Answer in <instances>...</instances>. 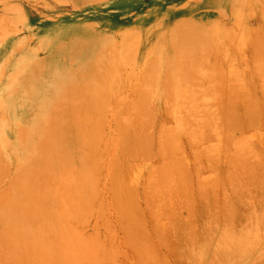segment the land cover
I'll return each instance as SVG.
<instances>
[{
	"label": "rangeland",
	"instance_id": "374dc122",
	"mask_svg": "<svg viewBox=\"0 0 264 264\" xmlns=\"http://www.w3.org/2000/svg\"><path fill=\"white\" fill-rule=\"evenodd\" d=\"M234 1L0 0V22H3L6 31L3 45V56H5L6 62L3 74L0 73V93L9 75L16 69L17 62L24 55L27 57L26 60L28 62L46 60L51 56H55L54 60L56 61L59 57L54 54V49L59 42L72 37L76 39L85 33L98 38L100 35L106 36L117 47V53L121 61L118 66L119 84L116 91H111L107 95L106 106L104 100V117L100 116L102 120L100 119L101 123L99 124V130L102 128V133L100 132V134L103 136H99L97 143L91 146L94 160L91 162V166L95 176L91 186L92 191L91 194H87L81 187L83 190L82 195H80L82 214L78 211V213H75L79 208L78 204V208L74 210L75 214L69 213L68 216L73 218V220L83 217L77 222L72 221V226L75 223L74 231L77 236L83 239L86 238L88 241L92 239L90 240L92 243L96 242L95 244L93 243L94 246L96 245L95 248H97L95 252L99 256V260H103H100L99 264H192L195 258H192L187 253V250H189V245L187 244L189 242L187 241L192 238L193 240L191 239L190 244L194 242L192 246L195 248L200 246L197 245L198 243L202 245L207 240L206 237L211 239L214 235L209 229L212 230L214 228L217 219L222 223L220 221L223 216L221 213H223L224 207L228 202L231 207L234 205V208H231L233 209L232 214L237 211L234 216L237 215L238 217L240 216V219L243 218L242 222L246 211L251 210L250 214H252V210L253 213L257 211L258 215L264 212V119L263 116H260L262 121L260 117H258L260 120L257 118L256 121L253 119L248 120L251 118L249 116L252 115L249 113L250 115L245 116L247 111H243V104L240 106V99L234 93L236 82L233 79L234 76L241 72L242 82L248 87L252 99L259 101L256 103L260 104L259 107L264 108L259 79H257L254 69L256 62L254 46L247 42L240 47L238 42L235 39L233 40L232 37L230 41L229 39L226 40L227 30L223 29L210 36L206 35L211 39V46L207 47L208 49L203 52L202 57L214 71L207 70L208 66H202L203 68L200 69L203 72L196 74L198 77L193 75L189 78L192 79L194 77L193 79H195L198 86V88L196 85L193 87L195 95L213 89L211 97L213 96L214 98L209 97V101L205 103L206 106L201 103L198 111L189 112L188 107H186L187 102L184 100L180 101L181 104L179 103L177 106L173 104L172 106L171 101L168 102L169 98L165 95L162 88V91L158 90L156 91L158 93L154 92V94L151 93L149 95L151 87L147 85L155 71L147 66L152 55L148 50V46H150L152 40L159 36L165 26L172 27L173 24L180 26L186 22L193 21L202 25L219 24L222 27L231 29L234 28L235 23L239 22L237 30L239 34L244 36V39L247 40L251 36L255 38L259 36L257 40L259 42L263 41L264 17L261 14L259 3L255 2V0H245L247 2L245 4L246 8L242 9L240 6L234 5ZM127 34L129 36L126 39H128L127 42L129 43H125ZM132 34H134L133 38ZM129 39L135 45H132ZM220 45H226L229 51L221 52L222 47ZM263 46L264 41L260 47ZM261 49L262 53H259L264 56V47ZM78 61H65L64 66L77 70L79 67ZM216 67L217 69H215ZM218 71L221 73L219 76L215 74L216 72L219 74ZM206 72H211L208 76L213 78L214 83L207 86L210 85L212 88L207 87L203 80V78L207 77ZM216 76L219 77V81H215L214 78L217 79ZM147 79L148 83H146ZM163 79L165 81V78ZM163 79L161 80V76L158 78V85L161 87ZM146 94L148 95L143 96ZM144 97H146V100ZM243 107L245 108V105ZM232 110L234 112L239 110V117L241 116L242 118L238 116V118L236 116L233 118L232 113L234 112ZM202 111L203 113L205 111L212 112L213 114H210L212 117L207 119L205 116L204 118V114H200ZM226 112H229L227 113L228 117H226L228 121L231 120L229 119L230 115L233 118L232 122L237 121L239 123L240 120L241 124H238L239 127L235 126L236 122L234 124L236 128L232 126L230 130L224 129L226 125L224 126L223 123L226 122ZM195 114L196 117H193ZM218 115L221 118H218ZM236 115H238L237 112ZM174 118L179 119L183 124L181 123L182 125L180 124L172 129L174 127L172 122ZM219 119H222V122H219ZM127 122H129L128 125L131 124L129 131L123 129V127L126 128L125 124ZM217 123L220 125H217ZM141 124L143 127H141ZM206 124L208 128H205L204 125ZM128 125L127 128H129ZM200 126H204V128ZM217 126L224 127H222L223 130L221 129L223 134L219 130L220 128L217 129ZM198 128H201V133L198 132ZM162 130H167V134L171 132L172 136L168 135L171 136L172 145L165 139L166 143L161 142L162 133L166 132ZM191 131L198 132L196 133L197 137H190L189 132ZM243 138L246 139L247 145L242 149H248L247 152L242 151L241 148L238 150L234 148L236 147L235 143H238ZM140 139L142 141L144 139L147 143V145L144 143L146 147L148 146L147 153L146 147L142 146L143 143L141 144L142 141ZM139 140L141 141L139 142V145H141L140 153L145 151L146 154L138 153L136 155L135 151H128L129 144L130 146L133 145L132 147L139 146L136 145ZM163 143L166 144L167 151L166 149L164 150ZM159 144L160 148L163 147V149L160 150L158 148ZM142 147H145L144 150H142ZM202 150L206 151V153H202L204 155H200ZM218 150H221L220 154ZM160 151H163V153ZM235 151L240 153V157H238L240 160L235 159V161L232 159ZM216 153L220 156L219 160ZM245 153L247 154L245 155ZM6 154H10V151L6 150ZM210 157L219 162V168L215 160L213 162ZM171 159L173 162L181 163V165L176 164V169L174 167L175 162L170 163ZM11 160L8 165L12 166L9 169H5L6 172L10 170L8 171L9 176L5 177L3 183H0L2 184L0 196L5 191L8 192L10 190V182L14 174L13 170L16 169L15 165H18L13 160L11 164ZM209 160H212L214 167L217 168H211ZM168 166L169 169H173L169 173L170 179L167 180L169 177L165 179L161 174H163L164 168V173L167 171L166 168ZM178 168L180 169L178 170ZM180 172H185L183 177ZM3 173L7 174L5 171H2ZM227 173L230 179L225 176ZM222 174L226 177L223 178V180L226 179L224 181L226 182L225 186H223L224 184L222 185L220 180ZM118 175H120L122 181V188L120 189L122 198L133 202L132 206L134 207L132 208L136 213H134L136 215L134 217L137 219L135 218L132 221V218L127 217L132 223L123 216L114 200V180L115 176ZM150 177L156 181L154 186L158 185V187H153L155 189L154 194L149 192L146 186V180ZM2 178L4 177L1 176V180H3ZM218 178L219 180H217ZM156 190L158 191L156 192ZM83 201L85 204H82ZM252 206L254 207L252 208ZM260 207L262 211H260ZM257 214L255 213V216H258ZM71 215H75V217H71ZM241 221L239 220L240 223ZM218 223L215 224V227L220 226ZM72 226L71 228L73 229ZM128 226L133 227L132 232L136 229V232L130 238H128L127 234ZM125 230L127 231L125 232ZM129 231L131 232V229ZM212 232L215 233V230ZM262 233L263 229L261 228ZM136 239L142 242H140L141 247L150 250L149 259L138 253V245L135 243ZM202 241L204 242L202 243ZM262 241L258 248L259 252L255 254L249 264H264V239ZM93 256L88 257L89 260L91 258V262L88 258L84 259L89 261L87 264L96 263L95 259V261H92ZM145 259L147 260L145 261Z\"/></svg>",
	"mask_w": 264,
	"mask_h": 264
},
{
	"label": "bare ground",
	"instance_id": "6f19581e",
	"mask_svg": "<svg viewBox=\"0 0 264 264\" xmlns=\"http://www.w3.org/2000/svg\"><path fill=\"white\" fill-rule=\"evenodd\" d=\"M234 2V5L240 6V8H246L245 4L247 2H245V0H235ZM255 2L259 3L261 14L264 17V0H255ZM237 24H239V22L235 23L234 28L230 29L229 27H222L219 24L202 25L200 23L189 21L180 26L173 24L172 27H163L159 36L152 40L150 46H148V50L152 55L147 66L149 69L155 70L152 75L154 78L152 77L149 84H147L151 87L152 91H150L149 95L151 93L154 94V92L158 90L162 91L163 89L165 95L169 98L168 102L171 101L172 106L173 104L177 106L181 100H184L187 102L186 107H188L189 112H195V110L198 111V107H201V103L205 105V103L209 101L213 89L195 95L193 87L195 85L197 86V84L195 79H193L194 77L192 79L189 77L200 74L202 71L200 68H203L202 66H208L202 57L203 52L208 49L207 47L211 46V39H209L208 36L213 33H218L223 29L227 30L226 40L229 39L230 41V38L232 37L233 40L235 39V41L238 42L240 47L247 42L254 46L256 59L254 69L257 79H259L262 102L264 103V56L261 54V48L264 46L260 47L264 40L259 42V40H257L259 36H257V38L251 36L250 39H244V36L238 33ZM128 34L125 37V43L128 41V39H126L129 36ZM133 35L134 34H132V38ZM5 37L6 31L3 22H0L1 74H3L6 62L5 56H3ZM131 40L129 39L133 45L134 43ZM220 47H222L221 52L229 51L226 45H220ZM54 54L59 57L56 61L54 60L55 56H51V59L48 58L42 61L28 62L26 60L27 57L25 55L22 56L17 62L16 69L11 72L7 81L3 85L0 93V183H3L5 177L9 176L8 171L10 170H7L6 172L5 169H9L12 166L8 165L10 160L12 159L18 163V165H15L16 169L13 170L14 174L13 178H11L10 190L8 192H4L3 190L4 193L0 196V264H87V262H91V258L89 260L88 257L93 255L92 261L96 260L95 262L99 264V261L101 260H99V256H97V253L95 252V249L97 248H95L96 245L94 246V244L96 242H93V244L92 241H90L92 239H89V241L86 240V238L83 239L77 236L74 231L75 223H73L74 225L72 226V221L77 222L83 217H80L79 219L75 218V220H73V218H69L68 216L69 213L75 214L79 212L82 214L80 208V195H82L83 192L82 188L87 194H91V186L95 178L92 169L93 167L91 166V162L94 161L91 146L97 143L99 136H103L100 134V132L102 133V128L99 130V124L101 123L100 119L102 118H100V116H103L104 114V108L107 102L106 98L108 97L107 95H109L111 91H116V88L118 87L120 80L118 66L121 64V61L119 59V54L117 53V47L109 38L102 35L98 38L96 36L86 35V33L80 35L76 39L72 37L59 42L54 49ZM75 60H79V67L77 70H72L64 66L66 62H72ZM206 69L214 71L213 68H210L209 66ZM215 69H217V67ZM218 72L219 74H217V72L215 74L219 76L221 73L220 71ZM210 73L206 72L207 77L203 78L206 86L214 83L213 78L208 76ZM239 74L233 77L236 82L234 93H236L238 95L237 98L240 99V106L243 104V111H247L246 115L245 113L244 115L248 116L251 114L253 116V118L252 116H249L251 118L248 120L253 119L256 121L260 116H263L264 119V108L259 107L260 104H257L259 101L257 102L252 99L248 87L242 82V75ZM160 76L161 80L165 78V81L163 79L162 87L158 85V78ZM218 78L219 77H217V79L214 78L215 81H219ZM148 79L146 80V83H148ZM207 87L212 88L210 85ZM202 89L204 90V88ZM196 92L199 91L197 90ZM147 95L148 94L143 96ZM144 99L146 100V97H144ZM244 105L245 108L247 107L246 109L243 107ZM141 108L145 110L144 107L141 106ZM142 109L140 110L143 112ZM141 111L140 113H142ZM238 111L239 110L236 111L238 115H236L234 110H232L234 113L230 112L232 113L233 118L235 116L236 118L239 117ZM201 113H203V111L200 112V114ZM227 113L229 112H226L225 118L228 117ZM203 114L204 118L206 116V118L209 119V117H212L210 114L213 113L205 111ZM221 116L218 115V118H221ZM230 116L229 119L232 120L233 118ZM193 117H196V114ZM246 119L244 120L246 121ZM221 120L219 122H222ZM231 120H229L231 123L230 126L228 118H226V122L223 123L224 126L226 125L225 128L223 126H217V129L220 128L219 130L221 131L223 127L226 130H230V128H232V126L234 127V124L237 122H232ZM172 122L174 124L172 129L178 127L182 123L179 119L175 118ZM206 122L208 123V121ZM239 123L237 122L235 126L239 127ZM126 124L128 125L129 122ZM126 124V128L123 127V129L129 131V129H131V124L128 125L129 128H127ZM217 125L220 124L217 123ZM204 126L205 128H208L206 127L207 124ZM204 126L200 127L204 128ZM141 127H143L142 124ZM198 129V132H200L201 128ZM162 131L166 132L162 133L161 142H165V139L171 144V132H168V134L171 135L169 136L167 130ZM222 132L223 131H221V133ZM196 133L195 131H191L189 132V136L197 137ZM140 140L136 145L140 144L139 142L142 141ZM142 143L147 145L144 139L141 144ZM165 143H163L164 150L166 149ZM143 144L142 146L146 147V145ZM245 145H247V141L243 138L239 140L238 143H235L236 147L234 148L237 150L240 148L242 149ZM132 146L129 144V150L128 148L127 150L130 152L135 151L136 155L138 153L146 154L148 152V146L146 147V153L145 151L144 153L143 151L140 153L141 145ZM163 147L160 148L159 144L158 148L161 150ZM144 148L142 147V150H144ZM6 150L10 151V154H6ZM247 150L245 148L244 150L242 149V151L246 152ZM218 151L220 154L221 150ZM160 152L163 153V151ZM203 152L204 150L200 152V155ZM204 153H206V151ZM246 154L247 153H245V155ZM216 155L218 154L216 153ZM239 155L240 153L238 151L233 152L232 159L240 160L238 159V157H240ZM217 157L219 160L220 156L218 155ZM210 158L212 159V157ZM171 160L170 163L175 162V166L173 164L171 165L176 168V164L179 163ZM212 160L214 162L215 159ZM211 161L209 160V166L211 168L213 167V169L217 168L214 167V163ZM216 163L219 168V162ZM238 164L237 166H239ZM179 165H181V163ZM166 169L167 171L165 173V168L164 171L161 170L163 172L161 176L163 175V178L165 179L169 177V173L173 168L169 169L168 166ZM179 169L180 168H178V170ZM2 171H5L7 174L3 173V175ZM184 173L180 172L182 177ZM228 173L227 175L225 174V176L228 177ZM1 176L4 177L2 178L3 180H1ZM225 176L222 174L220 177L222 185L224 184L223 186L226 184V182H224L226 179L223 180ZM233 177L236 178L235 175H233ZM168 179H170V177L167 178V180ZM229 179H227L228 182H230ZM217 180H219V178ZM154 182L156 183L151 177L146 180L147 189L153 194L155 190L153 187H158V185L154 186ZM1 185L2 184H0V192H2ZM114 185V200L116 201L118 209L123 213L125 218L129 217L132 218V221L133 219L135 220L136 217L134 216H136V213L132 208L134 207L132 206L133 202L131 200L127 201L121 196L120 189L122 188V181L120 175L115 176ZM157 191L158 190H156V192ZM224 201L227 202L228 200ZM78 204L80 209L77 207ZM82 204H85V202L83 201ZM232 207L234 208V205H232ZM232 207L228 202L224 207L225 209L223 208L224 211L221 213L223 216L221 215L222 218L219 217L223 224L217 219V223L219 222L218 224L220 226L215 227V224L217 223L214 224L213 229L215 230V233L212 232L214 231L213 229H209L212 235H214L213 237L211 236V239L206 237L207 240L205 242L202 241V243L204 242L202 245L198 243L197 245L200 246L195 247V249L194 246H192L194 242L190 244L192 238H188L189 240L187 242L189 243L187 244L189 245V250H187V253L188 255L190 254L192 258H195L192 264H249L255 254L259 252L258 248L260 243L263 242L262 239H264V212L261 215L259 214L260 216L257 214V211L255 213L258 216H255L253 210L252 214L249 213L251 210L248 212L246 211L245 213L243 212L244 220L242 222L241 220L243 218L240 219V216H234L237 212L236 210V212L234 211L235 214H232ZM253 207L254 206H252V208ZM75 208H78L79 210L77 209L75 212ZM260 211H262V209ZM71 217H75V215H71ZM127 220L130 221L128 218ZM130 227L127 228L129 230L131 229V232L129 230V233L127 232L128 238L133 236V233L136 232V229L132 232L133 227ZM261 228L263 229L262 234ZM126 231L127 230H125V232ZM95 239L97 240L96 236ZM140 242L141 241L138 239L135 240V243L138 245V253L147 258L150 257V250L141 247ZM190 246H192L193 249L192 247L190 248ZM95 256L98 257V260ZM86 258H88L89 261L84 260ZM146 260L147 259H145V261Z\"/></svg>",
	"mask_w": 264,
	"mask_h": 264
}]
</instances>
